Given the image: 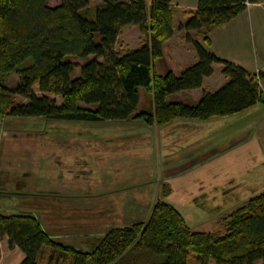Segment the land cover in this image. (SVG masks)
<instances>
[{
  "label": "trees",
  "instance_id": "16d2710c",
  "mask_svg": "<svg viewBox=\"0 0 264 264\" xmlns=\"http://www.w3.org/2000/svg\"><path fill=\"white\" fill-rule=\"evenodd\" d=\"M170 1L102 0L90 7L87 0H61L56 6L45 0H0V116L132 118L161 126L176 118L231 115L260 100L255 74L217 58L188 33L194 31L208 45L213 28L257 0H198L196 11L179 25L187 31L197 61L178 74H159L153 65L172 35ZM129 24L139 26L145 41L137 49L120 51L117 36ZM90 55L94 57L80 66L79 76L72 77L78 66L72 58ZM213 63L223 64L225 84L203 92L191 105L168 100L171 93L199 88ZM13 72L19 80L6 88ZM47 94L58 95L60 102ZM222 225L219 234L193 230L177 209L157 201L147 221L110 227L91 251H82L56 243L34 217L0 210V237L6 235L10 245L24 252L18 264H40L44 245L52 248L45 264H188L191 259L264 264V190L232 209Z\"/></svg>",
  "mask_w": 264,
  "mask_h": 264
},
{
  "label": "crops",
  "instance_id": "0c3cea01",
  "mask_svg": "<svg viewBox=\"0 0 264 264\" xmlns=\"http://www.w3.org/2000/svg\"><path fill=\"white\" fill-rule=\"evenodd\" d=\"M197 2L198 0L170 1L173 11V32L162 43V55L154 60L153 67L156 73H158L156 71L157 61L158 66H161L162 69L170 70L175 74L180 73L186 66L197 61V54L192 44L186 40L187 31L179 27L186 22L191 13L196 11ZM262 2L263 0H257L246 3L242 11L213 28L207 34L208 45H205L202 37L196 36L194 31L188 32L192 38L197 37L198 42L202 43L217 58L239 65L251 75L260 72V100L257 101L259 103L264 101V4ZM165 55L169 57L167 62L162 59ZM211 67V74L203 77L202 85L199 88L179 91L176 92L177 95H187L195 103L203 92L213 93L225 84L228 79L222 72L223 64L213 63ZM256 103L242 111L228 115V117L243 113L247 109H254ZM8 118L10 117L0 116V142L3 138L1 126H5ZM20 119L26 120V127L28 131L32 132V142L38 143L40 141L38 134L41 132L43 117L27 116ZM189 119L176 118L162 126L146 123L147 128L142 132L119 134L112 139L96 137L95 139L99 140L95 141L94 144H91L89 138L85 143L86 147L89 148L88 153L91 154L88 159L80 156L69 159V154L62 158L61 155L59 157L57 154L55 158H48L45 161L38 159L16 165L13 173L6 172L9 168L8 164L5 163V167L0 166V210L7 214L19 213L33 216L52 240L61 245L72 246L77 250L81 249L79 245H72L68 242L84 236L85 240L78 239L81 242H90L91 245L98 241L110 227L145 222L157 201L172 205L192 229L195 224L209 220V218L204 220L200 215L199 219H196L195 222L192 221L191 210L187 213L182 211L181 207L168 197L172 193H180L183 201L194 202L192 211L198 216L201 213L199 204L207 199L206 193L209 188L210 191H215L216 179L220 178H216L212 174L214 178L203 179L193 188H186V185H182L180 189L170 187V181L185 174L189 169L195 171L201 169L226 153L228 154L226 166L230 170L234 168V165L239 170L241 161L243 163L251 161L256 164L258 155H254L252 160H247V153L244 154L246 151L249 152V134L234 139L233 143L225 145L222 149H214L205 156H196L194 160L189 161V164L183 163V158L180 155L169 154L168 150L177 144L183 145L188 143L187 141H191L190 145L197 146L194 153L201 155L198 151L200 146L197 144L198 135L196 132L203 128V123ZM252 122L254 125L251 136H255L258 142L254 143L255 150L251 154H256L260 150L261 158L264 160V112L258 117H254ZM8 126L12 125L8 124ZM10 129L13 133H17L15 127ZM26 145H30L29 141ZM143 145L144 148L140 149L139 147ZM256 147L258 148L256 149ZM150 150H152L151 155L156 162V179L144 181L147 179L137 178L136 174L142 171V166L139 163L126 164L120 161L122 156H130L133 159L145 157L144 154ZM34 153H36L35 150ZM233 153L235 156H232ZM241 153L245 157L244 155L240 156ZM91 158L94 160V164H91L93 167H90ZM74 162L77 163V166ZM220 165L224 180L227 177L224 176L226 168L225 165ZM147 166L149 164L145 165L144 168L147 169ZM152 174L155 176V173L152 172ZM226 174H230V172L227 170ZM261 175L263 176V173ZM128 176L136 177V179L127 181ZM228 177L232 182L231 188L236 186L239 188L250 187L248 197L244 200L252 197L254 193L258 194L264 190V181L259 183L258 178L253 180L248 178L246 185H242V182L236 180L235 185L234 174L231 172ZM58 179L62 184L60 186L62 189L57 188ZM255 180L257 181L255 182ZM231 188L225 186L215 193L221 199H226L229 194L234 192ZM226 210L227 207L222 206L220 208L221 217L230 212ZM89 237L94 238L89 239ZM51 252L52 248L49 245H44L38 255L39 263L45 264ZM24 256V252L16 244H9L6 235L0 237V264H18Z\"/></svg>",
  "mask_w": 264,
  "mask_h": 264
},
{
  "label": "rangeland",
  "instance_id": "374dc122",
  "mask_svg": "<svg viewBox=\"0 0 264 264\" xmlns=\"http://www.w3.org/2000/svg\"><path fill=\"white\" fill-rule=\"evenodd\" d=\"M87 1L90 7H93L97 3H100L102 0H87ZM60 2L61 0H45V3L48 6H56ZM172 15H173V11H172ZM172 32H173V24H172ZM144 41H145V36L141 32L139 26L129 24L121 28L120 33L117 36V42L115 44V48L120 51L137 49L143 45ZM93 57H94L93 55H90L86 59L72 58L73 62H75L78 65L75 68L72 77H78L80 66L85 61L90 60ZM162 59L164 60V62H167V59H169V57L165 55L162 57ZM156 66H157L156 71L159 74L169 71L162 69L161 66H158V61L156 63ZM19 77L20 76L18 74L13 72L5 83L6 88H11V87L13 88L17 84ZM34 88L36 89V87ZM38 94L40 93L38 92ZM47 96L56 99L57 102H60V97L58 95L47 94ZM145 99L143 100L142 98L141 106L143 107L146 106ZM16 100L19 102L27 101L26 99L21 98L19 96H16ZM168 100H180L190 105L194 103L191 101L189 96L181 95V94L177 95L176 92L171 93L168 96ZM263 112H264V101L262 102L260 101V103L259 102L256 103L254 109H250V110L247 109L243 113L236 114L231 117H228V115H223V117L211 116L203 121L197 118H190V119L188 118L189 120H194L195 122L201 121L203 123L202 124L203 128L200 129L199 132L198 131L196 132V134L198 135L197 144H199L200 146L198 148V151L199 154L201 155H196L197 153H194V151H196L195 148H197V146L190 145L191 141L190 142L187 141L188 143H185L183 145L177 144L173 146L171 150H168L169 154L175 153L174 156L180 155L183 158L182 162L189 164L190 163L189 161L194 160V157L196 156L199 157H201L202 155L205 156L210 152H212L214 149H219V148L222 149L225 147V145H229L230 143H233V140L238 137H243L245 135L250 134V139H249L250 144H248L249 152L246 151L244 152V154L247 153L246 154V158L248 157L247 160H252L254 155H258V162L256 164H254L251 161H248L246 163L245 162L243 163L241 161L240 162L241 168H239V170L238 168L235 167V165L234 168H231L230 170L226 166V156L228 155L226 153L222 157L211 161L207 166H204L201 169L199 168L196 171L191 168L192 170L189 169V171L186 172L185 174L181 176H177L176 179L170 181V187H176L180 189V186L182 185H186V188H193L198 184L199 181H202L203 179L208 180L210 178H214L212 177V174H214L216 178H220V179H216L217 186L215 188V191L212 192L210 191L209 188V191L206 193L207 199L202 204H199L197 202L201 210L200 211L201 213L198 216L192 211V207H194L193 206L194 202L183 201L182 195L180 193L177 192L172 193L168 197V199L177 203V205L181 207L182 211H185L187 213V211L191 210L192 214L190 215V217L193 215L192 221L195 222L196 219L200 218L199 217L200 215L204 220L209 218V220L195 224L194 226H192V229L200 230L204 232H214L215 234L224 232L223 230L224 228L222 225V218L225 215L221 217L220 208H222V206L227 207L226 211H231L232 209L241 205L243 201H245L244 199L248 197V191L250 188L249 186L244 188L241 187L239 188L238 186L231 188L232 182H230V177H228L231 174V172L234 174L233 178L235 185H236L235 182L236 180L242 182V185H246L248 178L249 180L258 178L257 180L259 183L264 181V162H263L264 160L261 158V151L259 150L257 151L256 154H251V152L255 150L254 143L258 142L255 136L253 135L251 136V131H253L252 127L255 122V121L252 122V120L254 119V117H258V115ZM20 118L21 117H10L6 119V122L4 124L5 126H1V133H3V138L2 141L0 142V166L5 167V163L8 164L9 170H7L6 172H10V173L15 172V170L13 169L15 168L16 165H19L27 161H36L38 159L41 161H45L48 158L49 159L53 157L55 158L57 154H59V157L61 155L62 158H65V156L69 154L70 156L69 159L71 158L73 159L74 156H80L88 159L91 154L88 153L89 148L86 147L85 143L86 140H88L89 138H90V142H92L91 144H94L95 141L99 140V139H95L96 137H100L104 139L107 138L112 139L114 136L119 134H128L136 131L142 132L147 128L146 122L144 120H138V119H134V120L108 119L102 121H84V120H59V119L43 118L42 127L40 129L41 132L38 134L40 141L38 143H33L31 137L32 132L28 131V128L26 127L27 125L26 120ZM8 124L12 126H8ZM245 124H247V126H245ZM11 127H15V130H17L18 134L13 133L10 129ZM3 128L5 129L6 132L4 131ZM229 135L230 138H228ZM146 139L147 138L145 137V140ZM27 141H29L30 143L29 146L26 145ZM139 145L141 144L139 143ZM139 148L140 149L144 148V145L140 146ZM257 148L258 147H256V149ZM34 150L36 153H34ZM151 154H152V150L144 154L145 157H139L137 159H133L130 156H122V158L120 157L121 159L120 161L126 164L139 163L140 166H142V171L136 174V177L140 179L145 178L147 180L144 181H149L152 179H156L155 178L156 162ZM244 154L241 153L240 156ZM232 156H235V154L233 153ZM93 161L94 160L91 158L90 167H93L91 166ZM75 163L76 162H74V164ZM147 164H149V166H147L148 168L145 169L144 167ZM220 164H222L223 166L225 165L226 168L224 176L227 177L224 180L222 179L223 177L222 169H221L222 166ZM214 165L215 167L213 168ZM227 170L230 172V174H226ZM152 172L155 173V176H153ZM262 173L263 176L261 175ZM136 177L128 176L127 181L134 180L136 179ZM257 180H255V182ZM57 183H58L57 188L62 189V187H60L62 186V184L60 183L59 179ZM225 186L226 187L228 186L229 188L233 189L234 192L232 194H229L228 198L221 199L220 196L215 192L218 190H222ZM224 203H226L227 205ZM226 211L223 212L225 213ZM78 238L85 240L84 236H80ZM78 238L68 243L72 245L73 244L79 245L82 251H91L98 242L96 241L90 245V242L89 243L85 241L81 242ZM92 238L94 237H89V239ZM188 264H199V263L191 259ZM206 264H215V262L213 260H208Z\"/></svg>",
  "mask_w": 264,
  "mask_h": 264
},
{
  "label": "built area",
  "instance_id": "2783aa9c",
  "mask_svg": "<svg viewBox=\"0 0 264 264\" xmlns=\"http://www.w3.org/2000/svg\"><path fill=\"white\" fill-rule=\"evenodd\" d=\"M246 3H249V2H246ZM262 4H264V0H263ZM258 73H259V72H258ZM258 73H257V74H255V76H257V77H258V83H259V76H258Z\"/></svg>",
  "mask_w": 264,
  "mask_h": 264
}]
</instances>
